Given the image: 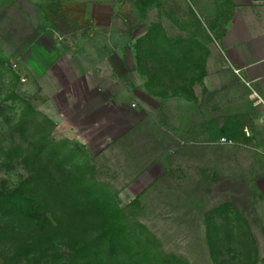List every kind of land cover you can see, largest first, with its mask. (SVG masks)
Returning <instances> with one entry per match:
<instances>
[{"label":"rangeland","instance_id":"obj_1","mask_svg":"<svg viewBox=\"0 0 264 264\" xmlns=\"http://www.w3.org/2000/svg\"><path fill=\"white\" fill-rule=\"evenodd\" d=\"M37 1L0 0V264H264V124L205 83L233 3L125 2L138 73L97 124L21 67Z\"/></svg>","mask_w":264,"mask_h":264},{"label":"crops","instance_id":"obj_2","mask_svg":"<svg viewBox=\"0 0 264 264\" xmlns=\"http://www.w3.org/2000/svg\"><path fill=\"white\" fill-rule=\"evenodd\" d=\"M128 1L36 2L34 40L22 51L21 67L59 117L64 109H82L99 124L109 108L123 113L125 78L138 73L124 15ZM229 2L234 11L219 38L218 67L205 83L212 95L227 100L229 115H239L252 110L253 91L264 97V0ZM132 93L140 97L139 88ZM178 102L171 101L169 110L181 107Z\"/></svg>","mask_w":264,"mask_h":264},{"label":"built area","instance_id":"obj_3","mask_svg":"<svg viewBox=\"0 0 264 264\" xmlns=\"http://www.w3.org/2000/svg\"><path fill=\"white\" fill-rule=\"evenodd\" d=\"M249 98H250L252 107L259 111L258 113L260 116V118H259L260 122L262 124H264V97L261 94H259L258 92L253 91L250 94ZM244 132H245L247 137H250V133H249V130L247 128L244 130ZM221 143L228 144V145L234 144L233 141L228 140L226 138H223L221 140Z\"/></svg>","mask_w":264,"mask_h":264}]
</instances>
